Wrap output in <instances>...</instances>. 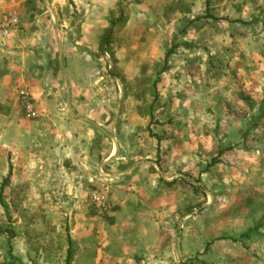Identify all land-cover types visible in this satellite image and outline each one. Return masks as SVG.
<instances>
[{"label": "crops", "instance_id": "0c3cea01", "mask_svg": "<svg viewBox=\"0 0 264 264\" xmlns=\"http://www.w3.org/2000/svg\"><path fill=\"white\" fill-rule=\"evenodd\" d=\"M256 1L231 0L226 9L229 27L261 31L244 38V59L256 62L245 66V88L227 73L208 79L191 89L209 91L199 115L186 105L179 120L162 119L159 132L157 118L126 113L123 95L172 47L199 46L195 19L206 0L174 10L192 19L181 38L168 33L166 0H0V16L18 20L8 36L0 33V200L9 215L36 207L60 221L68 213V264H264V123L256 121L264 116V0ZM119 6L125 22L112 39V62L99 44ZM191 50L176 66L184 81L204 67ZM105 78L115 101L96 95ZM22 91L34 119L24 117ZM47 249L40 247L61 250ZM15 252L14 264H32L26 250ZM0 264H13L1 244Z\"/></svg>", "mask_w": 264, "mask_h": 264}, {"label": "rangeland", "instance_id": "374dc122", "mask_svg": "<svg viewBox=\"0 0 264 264\" xmlns=\"http://www.w3.org/2000/svg\"><path fill=\"white\" fill-rule=\"evenodd\" d=\"M193 1L194 0H166L167 17L169 16L168 19L170 22H172V29H169L168 33L172 34L174 38H181V35H183L184 31H186V28H188L192 22V19H189L185 15H176V13H173L174 10L177 9V11H184L187 5L193 4ZM236 1L239 2L240 0ZM253 1L254 3H257V1ZM230 2L231 0H212L210 6V15L215 19L202 20L199 23L201 24L199 25L201 29L199 34L203 32L202 41L199 42V46H195L192 43V50L191 48L190 50L193 53L201 54L200 56L204 59L202 64H204L203 68H205V70L203 68L198 70L194 69V71L200 76H197L193 79V75H189L187 76L188 81H184V77L181 78L179 75H177L178 71H176V66H179L181 63L183 64V56L186 53L188 54L190 50H187L186 48L185 49L187 51L182 49L175 50L172 56L173 60H168L165 65L162 64L163 62L159 63L153 70L151 67L152 73H149L148 69L146 68V71L144 70V75L141 76V78H139V80L135 82L134 85H130L126 89L122 100L131 102L130 106L125 105L126 113H129L131 110L134 111L133 115L140 119H147L149 117H151V119L157 118L156 123H158V130L159 132H162L163 126L162 124H159V122H164V120H162L164 118L179 120L182 114L185 112L184 108L186 105L189 106V109L193 110V117L199 115L200 110L203 109V103L206 104L208 101L207 96L209 91L204 88L197 92L194 91L195 93L192 95L191 89L198 90L200 88L199 85L209 86L211 83L208 81V79H214L217 75H226L227 73L226 76L231 77V79H229L230 82L234 80L236 81L237 86L245 88V76L247 75L245 66H250L249 64L251 63L255 66L256 62H248L244 59L245 55L243 48L246 44L244 42V38L246 36H250V32L255 34L260 33L261 31L258 29H253L250 31V29H247L244 26L245 24L240 23L235 25L232 24V27H229L228 22L230 19L226 9ZM192 16L194 17L195 15ZM238 18H240V14H238ZM218 33H221L219 38L217 37L218 35H216ZM228 34L235 36L237 40H240V43H232L231 45L228 44ZM216 52H219V56L215 55ZM234 52L237 54L235 55ZM171 67L175 73L169 72ZM205 72H207V74H205ZM114 73L118 74L116 71H114ZM167 80L173 84L182 80L184 81V84L182 86L177 85L175 89H170L169 86L171 85L167 86ZM98 84L101 86L97 88L98 92L96 95H100L108 102L115 101L112 99L110 94H108L111 87L110 80L105 78ZM187 97H189L188 100H186ZM227 100H229L228 97ZM112 110L115 111V108ZM256 121L259 123H264V116H257ZM205 131L209 132L210 129L207 127L205 128ZM178 132H181V130L176 131V133ZM258 174H260L259 171L254 170L252 172L253 180H256ZM243 177L246 178L247 176ZM184 179H186V181L189 180L187 178ZM253 182L257 183L258 180ZM258 190L260 192H264L263 188H259ZM258 199L259 196L248 198L246 201L247 209L250 210V208L256 206L253 202L258 201ZM224 202L225 206L227 201L225 200ZM239 204L240 202H238L236 205ZM231 207L234 208L235 204L233 203ZM10 215L12 218V224L10 227L13 228L18 234V237L11 241L13 247L18 246V248L24 252L26 250L24 254L27 256L31 255L32 263L34 262L37 264L38 261L39 263L45 262L44 264H47L46 261H51L50 258L56 256L59 260L58 262L61 261V264H63V248L66 247L65 237L67 235L70 223L68 220V213H65L61 217L62 219L60 221L48 219L47 217L43 216L40 210L36 207H28L22 211V214H17L15 210V213L13 212ZM7 226L8 225L6 221L4 224H1L2 229L6 228ZM0 237V244L3 246H8V241L5 239V237ZM55 246H59L61 248L58 253L33 252L36 247L47 249L49 247L52 248Z\"/></svg>", "mask_w": 264, "mask_h": 264}, {"label": "trees", "instance_id": "16d2710c", "mask_svg": "<svg viewBox=\"0 0 264 264\" xmlns=\"http://www.w3.org/2000/svg\"><path fill=\"white\" fill-rule=\"evenodd\" d=\"M211 1L212 0H206V3H205L206 10H205L204 15L201 16V17L196 18L195 21H199V20H214L215 19L213 16L210 15ZM190 7H191V5H187L186 9L184 11H182V12L189 11L190 10ZM124 22H125V16H124V14L122 12L121 7L119 6L118 7V11H117V17L114 18L111 21L109 28L103 33V35H102V37L100 39V44H99V52H100V54H103L105 52L110 53L109 56H110L112 62H114L112 53L110 51L111 50L110 47L112 45V39H113L115 30L119 29L121 27L122 23H124ZM175 47H177V46L172 47L167 52L165 61L163 62V65L166 64V62H167V60L169 58V55L174 52ZM211 69H213V68H211ZM217 162H218V160H217V158H215L212 161V164H215ZM0 206L2 207V209L4 211L5 221H6L7 225H8L4 229H2L1 228V225H0V236H4L5 239L8 241L7 242L8 243V246H7V255L9 257V260L14 264L15 262H18L19 260H18V254L15 252V247L12 246L11 241H13L15 238H17L18 237V234L16 233V231L13 228L10 227L11 224H12V218H11V215H9L10 212H9L8 207L5 204H3V202L1 200H0ZM4 222H3V224H4ZM65 242H66V247H67V257L65 259L66 260L65 262H66V264H68L69 263V259H70L69 248H70V244H71L70 243V238H69L68 235H66V237H65ZM33 252L34 253H40V252H44V251L40 250V247H36V249H34ZM28 256L30 257V260H32L31 255H28ZM51 259L52 258H50V260ZM32 264H35V263H32Z\"/></svg>", "mask_w": 264, "mask_h": 264}, {"label": "built area", "instance_id": "2783aa9c", "mask_svg": "<svg viewBox=\"0 0 264 264\" xmlns=\"http://www.w3.org/2000/svg\"><path fill=\"white\" fill-rule=\"evenodd\" d=\"M18 20L16 15L11 13L0 16V33L2 36H8L12 29L17 28ZM18 102L21 104L24 117L26 119H34L36 117V110L33 102L29 99L25 92L18 94ZM100 203L98 199L95 200Z\"/></svg>", "mask_w": 264, "mask_h": 264}]
</instances>
